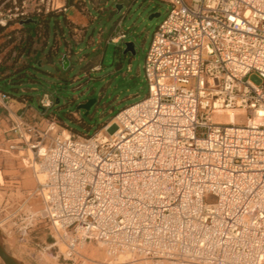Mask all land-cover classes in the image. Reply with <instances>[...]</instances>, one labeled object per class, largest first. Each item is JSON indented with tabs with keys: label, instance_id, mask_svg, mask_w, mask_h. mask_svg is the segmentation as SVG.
<instances>
[{
	"label": "built area",
	"instance_id": "1",
	"mask_svg": "<svg viewBox=\"0 0 264 264\" xmlns=\"http://www.w3.org/2000/svg\"><path fill=\"white\" fill-rule=\"evenodd\" d=\"M8 1L2 26L42 6L66 9ZM163 1L170 9L146 54L145 98L91 135L13 127L45 174L44 217L67 259L96 242L110 257L128 252L130 264H264V0ZM126 37L119 22L111 41ZM60 62L71 69L68 53ZM54 105L40 96L44 117ZM227 109L246 122L219 120Z\"/></svg>",
	"mask_w": 264,
	"mask_h": 264
},
{
	"label": "rangeland",
	"instance_id": "2",
	"mask_svg": "<svg viewBox=\"0 0 264 264\" xmlns=\"http://www.w3.org/2000/svg\"><path fill=\"white\" fill-rule=\"evenodd\" d=\"M33 1L28 0L30 3ZM74 1L60 15L59 23L55 20L51 22L48 40L47 35H44L37 42V50L31 52L29 63L32 66L30 79L24 82L25 93L17 94L10 90L15 96L29 95L31 102H35L43 92L51 94L55 105L50 112L54 116H45V128L38 127L46 129L52 124L50 136L66 135L67 132L91 135L100 131L105 124L112 123L119 110L147 96L148 84L144 70L146 54L157 25L170 9V4L163 0H98V6L93 0H83L88 9L85 14L77 4L79 0ZM61 2L55 0L58 6ZM12 6V1L7 0V3H0V10L8 12ZM44 13L48 11L42 6L41 12H29L28 16ZM154 13H160V16L151 19ZM64 15L86 26L85 42H74ZM119 20L127 33L126 39L118 43L108 41L112 28ZM90 38L94 44L87 47ZM128 41L135 43V54L123 53L124 43ZM56 44L58 50L53 51L52 46ZM68 44L74 48L72 67L64 70L60 59ZM84 47L85 61L80 51ZM92 47L97 48L95 53ZM97 54L100 55L101 68L88 69L89 61ZM248 78L259 85L263 82L256 72L250 73ZM83 101L85 107H81ZM74 112L78 115L73 117ZM231 113L233 120L229 121L246 122L247 117H236L234 112H224L218 119L224 120L221 117ZM114 128L112 125L110 132ZM18 136L12 141H5L7 145L0 143V242L7 252L22 264H130L129 254L110 257L105 247L96 242L87 243L80 249L85 258L73 260L62 255L65 246L57 237L52 223L44 217V201L38 189L45 175L42 176L35 165L32 151L19 144ZM0 264H5L1 258Z\"/></svg>",
	"mask_w": 264,
	"mask_h": 264
},
{
	"label": "crops",
	"instance_id": "3",
	"mask_svg": "<svg viewBox=\"0 0 264 264\" xmlns=\"http://www.w3.org/2000/svg\"><path fill=\"white\" fill-rule=\"evenodd\" d=\"M93 2L95 3L96 6H98V0H93ZM61 5L66 8L65 10L61 9V11H63L62 13H58V14L53 15V16H49L47 14H44V15H38V16L34 17L36 20L40 21V23L37 25L36 30L31 31V32H34V34L36 33L34 36V44H33L34 48H36L37 42H40L44 35H47L46 41L48 40L51 22L53 20H55L57 23H59L60 22V19H59L60 15L66 12L70 3H68V0H62ZM78 5L80 6L81 10L85 12V14L88 13L87 3L85 1L79 0ZM64 20L68 26V29H69V32H70L72 38L74 39V42L76 44L79 42H85V38H86V34H87L86 26H82L79 23L74 22L73 20L69 19L66 15H64ZM119 22H121V20L116 22V24L112 28V30L108 36V41H111L112 37L117 34V25ZM46 30H48L47 34L45 33ZM92 44H94V42L90 38V40H88L87 47H89ZM52 50L53 51L58 50V45L57 44L53 45ZM91 50H92V52L95 53L97 51V48L92 47ZM80 51H82V53L84 55L81 58H83L82 60L85 61V47L80 48ZM67 53L70 55V60H71L72 55L74 53V48L70 44L67 45V50L62 55L67 54ZM62 55H61V57H62ZM98 66H100V68L102 66L100 63V55L99 54H97L92 60L89 61L88 69L95 70V68ZM84 73H85V68H84ZM75 78H77V77H75ZM40 96L41 95H38L35 102H31L29 100V98H24L23 100H18V99L10 97V99L7 101H1L0 100V140H1L0 143L1 144L3 143V144L7 145L6 142H9V141L16 139V137L19 135V131L13 129V127H15L16 124L19 125V130L22 132L25 131L24 130L25 124H28V125L32 124V125L38 126L39 128L40 127L45 128V118H44V116L42 114V110L39 106ZM31 98L33 99L34 97H31ZM82 103L84 104L85 101H83ZM73 115L77 116L78 113L74 112V114H72V116ZM11 136H14L15 138H11ZM14 147H16V146H12V148H14Z\"/></svg>",
	"mask_w": 264,
	"mask_h": 264
},
{
	"label": "trees",
	"instance_id": "4",
	"mask_svg": "<svg viewBox=\"0 0 264 264\" xmlns=\"http://www.w3.org/2000/svg\"><path fill=\"white\" fill-rule=\"evenodd\" d=\"M7 0H0V3ZM74 0H68V3H74ZM78 4V3H77ZM61 10L48 11L49 16L62 13ZM43 14V15H44ZM39 14L27 15L19 17L14 21L9 20L6 26L0 25V92L9 95L11 98L23 100L29 98L27 94L13 95L10 90H14L18 93H25L24 82L26 79H30V67L29 56L33 50H37L33 47L34 44V32L37 25L40 23L34 17ZM34 19L35 22H25L28 19ZM48 33V30L45 31ZM47 116H54V113L50 112Z\"/></svg>",
	"mask_w": 264,
	"mask_h": 264
},
{
	"label": "water",
	"instance_id": "5",
	"mask_svg": "<svg viewBox=\"0 0 264 264\" xmlns=\"http://www.w3.org/2000/svg\"><path fill=\"white\" fill-rule=\"evenodd\" d=\"M157 16H160V13H154L151 15L150 18L152 19L153 17H157ZM35 21L36 20L30 18L25 22L27 23V22H35ZM124 45H125V48L123 50V53L125 55L128 53H131V54L136 53V47H135L134 42L128 41V42H125ZM81 107H85V103ZM0 258L3 260V262L5 264H22L16 258H14L9 252H7V250L4 248V246L1 244V242H0Z\"/></svg>",
	"mask_w": 264,
	"mask_h": 264
},
{
	"label": "bare ground",
	"instance_id": "6",
	"mask_svg": "<svg viewBox=\"0 0 264 264\" xmlns=\"http://www.w3.org/2000/svg\"><path fill=\"white\" fill-rule=\"evenodd\" d=\"M224 112H234V113H236V115H237V113H239L240 111L239 110H235V109H227V110H221V111H219V113H224ZM221 118H224V120H228V121H226V122H235V121H229V120H233V113H231V114H228V115H226V116H224V117H221ZM219 120H221V119H219ZM223 120V119H222ZM258 121H260V119H257ZM237 122V121H236ZM66 131V130H65ZM113 132V131H112ZM67 134H69V132H67ZM66 134V135H67ZM39 170V169H38ZM40 171V174L42 175V176H44L45 174L43 173V171L42 170H39ZM43 180H44V177H42V179L40 180V182H43ZM122 254H129L128 252H125V253H121V254H119L118 256H114L115 258H118L120 255H122ZM130 255V254H129Z\"/></svg>",
	"mask_w": 264,
	"mask_h": 264
}]
</instances>
